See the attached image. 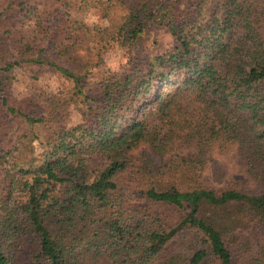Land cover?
<instances>
[{"label": "trees", "instance_id": "trees-1", "mask_svg": "<svg viewBox=\"0 0 264 264\" xmlns=\"http://www.w3.org/2000/svg\"><path fill=\"white\" fill-rule=\"evenodd\" d=\"M60 1H0V264H264L241 234L264 223V0H78L100 33ZM151 25L176 45L142 65ZM93 44L133 54L85 93ZM40 65L74 85L43 111L11 92ZM233 150L249 183L219 161Z\"/></svg>", "mask_w": 264, "mask_h": 264}, {"label": "rangeland", "instance_id": "rangeland-1", "mask_svg": "<svg viewBox=\"0 0 264 264\" xmlns=\"http://www.w3.org/2000/svg\"><path fill=\"white\" fill-rule=\"evenodd\" d=\"M2 1V0H0ZM46 0H43V3ZM61 0L60 2H63ZM68 2H72L71 11L73 15L77 18L82 19L86 22L88 27L95 32H103L106 30V26L108 24L107 20L103 17L98 7L93 5H83V8H80L78 0H67ZM167 1V0H163ZM174 1L176 3L185 2L183 0H168ZM53 2V1H52ZM76 2V5L74 4ZM70 8V7H69ZM123 12V9L115 8V17L120 16ZM151 28H148V34L141 41V45L134 49V54L130 53L127 48L119 47L117 45H107V46H98L95 47L96 44H93L94 50L90 53L87 50V47L79 50L76 54H79L82 57H89L91 59V64H96L94 68H92V72L89 73L87 78H84V90L85 93L93 90L95 84L100 81L103 76L107 74V72L114 71L120 69V67L124 66L128 62V58L130 54H133V59H137L142 65L149 61L154 55L162 54L170 49H172L176 45L175 37H173L170 33L168 26H155L151 25ZM4 49L9 50V53L6 56L9 57L10 60H15V56L12 55L11 49L8 45L4 46ZM25 66V65H24ZM21 66L15 70V78L16 82L14 87L11 88V92L13 96H17L18 98H29L34 99L35 102L33 106L37 109H45L48 104L47 97L53 93H58L64 90L65 93H68L70 88L74 85L67 78L61 76L58 72H56L52 66L48 65H40L39 68L36 67H24ZM38 69L37 75H33V71ZM83 104H79L73 102L69 105L68 111L70 112V122L77 123L81 120L82 114L85 110ZM32 131H36L40 134V128L35 127L31 129ZM145 149L144 145H141L138 149L134 150L132 153L136 156H139L142 150ZM180 149H183L180 147ZM186 153H192L191 149H184ZM219 161L224 166L230 169L229 176L241 183H249L250 180L246 174L239 168L238 159L236 157L235 150L220 156ZM204 182L207 185L214 186L217 189L228 186V183L218 182L211 172H207L204 176ZM130 185H134L138 188H146V184L142 181L132 182L128 181ZM243 237L247 236L251 240L255 242H261L264 238V223L255 222L249 229V233L241 231ZM187 240H191V236L187 235ZM180 244H176V241L173 242L169 248V250L173 247H179ZM173 246V247H172ZM181 247V245H180ZM171 250V251H172ZM104 264H109L107 260H104Z\"/></svg>", "mask_w": 264, "mask_h": 264}]
</instances>
